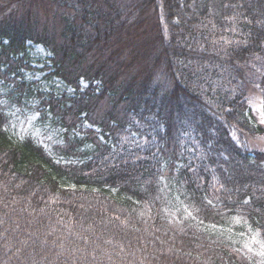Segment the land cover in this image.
<instances>
[{
  "label": "trees",
  "instance_id": "16d2710c",
  "mask_svg": "<svg viewBox=\"0 0 264 264\" xmlns=\"http://www.w3.org/2000/svg\"><path fill=\"white\" fill-rule=\"evenodd\" d=\"M28 42L74 89L44 104L104 142L88 130L92 152L59 163L12 137L0 110V264H253L202 228L236 217L264 241L263 129L249 111L258 94L264 113V0H0L3 81ZM162 158L180 162L169 189L184 224L166 216Z\"/></svg>",
  "mask_w": 264,
  "mask_h": 264
},
{
  "label": "rangeland",
  "instance_id": "374dc122",
  "mask_svg": "<svg viewBox=\"0 0 264 264\" xmlns=\"http://www.w3.org/2000/svg\"><path fill=\"white\" fill-rule=\"evenodd\" d=\"M21 67L18 73L9 76L10 81H3L0 77V110L5 114V129L11 133L12 137L24 139L31 137L38 145L42 146L56 162L69 163L83 159V155L92 152L93 144L85 140L88 130L97 134L99 140L104 142L98 127H93L87 121H82L75 128L67 130L65 126L58 122L44 104L48 98L63 101L66 97H71L74 89L62 82L60 78L52 74L51 52L39 44L28 42L27 50L24 52ZM21 55L19 54L18 57ZM17 74V75H16ZM7 78V77H6ZM80 91L88 86L85 80L78 81ZM19 83V84H18ZM23 85L22 89L18 90ZM67 105V104H66ZM249 111L252 116V123L259 125L263 129L261 135H257V145L264 147V113L262 112V99L259 95H253L250 101ZM134 136L136 133H132ZM84 141L78 148L77 155L65 157L58 154L55 149L58 146H68V141ZM89 140V139H88ZM80 155V156H79ZM82 155V156H81ZM160 171L162 172L160 182L164 191L165 209L167 217L176 220V224H184L188 217V211L184 206L179 207L175 193H171L172 178L175 177V170L180 167L179 161H170L162 158ZM171 181V182H170ZM170 182V183H169ZM170 220V219H169ZM244 226V227H243ZM208 234L219 236L239 248L249 257L253 264H264V241L260 240L258 232L242 223L239 218L230 220L225 226L208 225L202 228Z\"/></svg>",
  "mask_w": 264,
  "mask_h": 264
}]
</instances>
